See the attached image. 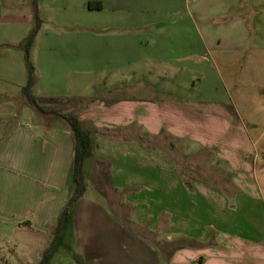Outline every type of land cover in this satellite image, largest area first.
Here are the masks:
<instances>
[{
    "label": "crops",
    "instance_id": "crops-1",
    "mask_svg": "<svg viewBox=\"0 0 264 264\" xmlns=\"http://www.w3.org/2000/svg\"><path fill=\"white\" fill-rule=\"evenodd\" d=\"M89 1L102 5L89 9L101 18L86 25L83 46L97 53L51 61L64 84L35 94L46 110L76 114L92 140L71 253L84 264H264V229L244 214L255 140L223 112L233 106L217 84L222 71L258 61L248 50L264 46V0H194L192 11ZM172 143L217 148L240 191L229 199L217 185L187 179ZM3 151L19 165L8 167L0 195V264H37L74 190L75 135L65 119L36 109Z\"/></svg>",
    "mask_w": 264,
    "mask_h": 264
},
{
    "label": "rangeland",
    "instance_id": "rangeland-1",
    "mask_svg": "<svg viewBox=\"0 0 264 264\" xmlns=\"http://www.w3.org/2000/svg\"><path fill=\"white\" fill-rule=\"evenodd\" d=\"M90 2L92 7H96V1L89 0H0L3 16L0 19V195L10 182L6 175H13L8 167L17 168L19 165V159L11 153L3 156L9 135L20 122L26 120L27 113L37 109L23 93V87L29 80V66L33 68L32 94L35 96L46 85L53 87L54 83L59 87L64 84V79L52 76L51 61L77 58L88 53V50L92 54L97 53L98 46H83L90 39L84 30L86 25L101 18V14L89 10L95 9L89 7ZM193 2L156 0L155 5L164 10L181 6L192 11ZM34 29L37 32L28 45V37ZM248 51L251 59L258 61H251L250 68L237 69L233 75L222 71V79L220 77L217 84L220 97L229 100L237 113L232 107L223 112L234 123L247 129L255 140V147L249 153L252 157H246L252 167L245 189L250 205L244 214L252 226L264 229V46L259 51H253V47ZM91 89L96 94L99 86L92 85ZM35 99L39 105L37 97ZM49 110L52 108L49 107ZM148 150L149 154L156 153L154 149ZM171 156L180 168L184 165L187 167L188 172L184 175L187 179L196 178L217 185L228 193L229 199L240 191L232 181L235 173L228 162L219 156L217 148L204 149L189 143H172ZM196 166L198 172L193 173ZM152 207L156 210L160 208L157 205ZM70 242L71 238L68 237L66 245L55 253L52 264H79L70 251ZM15 256L22 257L21 253Z\"/></svg>",
    "mask_w": 264,
    "mask_h": 264
},
{
    "label": "trees",
    "instance_id": "trees-1",
    "mask_svg": "<svg viewBox=\"0 0 264 264\" xmlns=\"http://www.w3.org/2000/svg\"><path fill=\"white\" fill-rule=\"evenodd\" d=\"M90 8L101 9L102 5L97 2L96 7H92V3L89 4ZM37 29H34L28 37V45H30L35 37ZM34 85L33 68L29 66V80L25 87H23V93L31 103H36L35 96L32 94V87ZM38 105V104H37ZM43 111L49 114L57 115L65 119L70 125L75 135V152H74V168H73V183L74 190L71 197L66 202L61 214L59 215L57 225L53 232V238L49 246L45 249L43 256L37 264H49L58 249L66 244V239L70 237L73 229V212L77 201L84 195L86 190V182L83 175L84 161L93 154V145L90 137V133L83 130L80 125V120L76 114L67 113L62 114L56 110H46L38 105ZM71 247V246H70ZM72 250V248H70ZM77 259L79 264H84L82 257L76 253H72Z\"/></svg>",
    "mask_w": 264,
    "mask_h": 264
},
{
    "label": "water",
    "instance_id": "water-1",
    "mask_svg": "<svg viewBox=\"0 0 264 264\" xmlns=\"http://www.w3.org/2000/svg\"><path fill=\"white\" fill-rule=\"evenodd\" d=\"M35 107L37 108V110L41 113H46L45 111H43L36 103H34Z\"/></svg>",
    "mask_w": 264,
    "mask_h": 264
}]
</instances>
